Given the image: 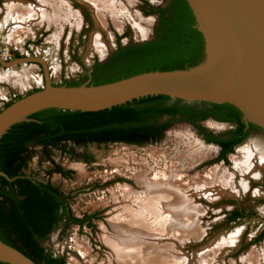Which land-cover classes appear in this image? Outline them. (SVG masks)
Masks as SVG:
<instances>
[{"label": "rangeland", "instance_id": "obj_1", "mask_svg": "<svg viewBox=\"0 0 264 264\" xmlns=\"http://www.w3.org/2000/svg\"><path fill=\"white\" fill-rule=\"evenodd\" d=\"M48 1L0 0V58L6 63L39 58L56 86L78 80L118 45L152 39L157 16L149 7L168 4L103 0L96 8L87 0ZM23 9L45 15L25 17ZM42 86L40 65L0 64V110ZM200 126L214 133L232 127L210 119ZM61 146L65 152L29 146L23 172L68 197L74 217L96 215L91 227L60 223L42 242L65 264H264L263 130L252 131L227 155V163L214 162L218 148L180 121H173L156 142ZM56 166L67 176L53 172ZM160 176L168 180L164 191L180 190L184 196L179 207L157 202ZM208 190L214 193L210 198ZM148 201L158 216L147 212ZM235 208L244 218L229 221ZM116 217L130 220L125 232L111 225ZM108 238L127 251H115L105 242Z\"/></svg>", "mask_w": 264, "mask_h": 264}, {"label": "trees", "instance_id": "obj_2", "mask_svg": "<svg viewBox=\"0 0 264 264\" xmlns=\"http://www.w3.org/2000/svg\"><path fill=\"white\" fill-rule=\"evenodd\" d=\"M149 12L154 13L152 9ZM158 12L160 17L151 40L118 45L107 59L95 62L90 72L66 86H78L87 81L96 86L141 73L184 71L200 65L204 61V41L186 0H169L168 7ZM163 117L169 120L160 122ZM29 119V122L13 125L0 139V172L6 176H0V241L35 264H65L63 258L47 253L42 242L58 224L63 223L65 228L68 225L91 227L96 215L74 217L67 208L68 197L52 185L24 174L29 146H38L46 152L48 149L65 152L61 145L67 143L141 145L159 141L173 121H180L195 127L207 143L220 148L214 162L227 163V155L246 140L248 131L259 129L253 124L245 129L241 113L234 106L204 102L183 104L180 100L170 103L169 98L162 95L98 112L48 109ZM208 119L232 124L233 128L214 135L200 126ZM53 172L67 176L59 166ZM238 217L240 214L235 213L228 220Z\"/></svg>", "mask_w": 264, "mask_h": 264}, {"label": "water", "instance_id": "obj_3", "mask_svg": "<svg viewBox=\"0 0 264 264\" xmlns=\"http://www.w3.org/2000/svg\"><path fill=\"white\" fill-rule=\"evenodd\" d=\"M186 2L204 41V61L188 70L146 72L96 86L88 81L56 86L43 60L18 58L6 63L0 58L3 66L34 62L43 72L41 89L0 110V139L13 125L29 122V116L43 110L98 112L160 95L167 96L170 103L234 106L246 126L253 124L264 131V0ZM0 176L6 177L2 172ZM0 263L35 264L2 241Z\"/></svg>", "mask_w": 264, "mask_h": 264}, {"label": "bare ground", "instance_id": "obj_4", "mask_svg": "<svg viewBox=\"0 0 264 264\" xmlns=\"http://www.w3.org/2000/svg\"><path fill=\"white\" fill-rule=\"evenodd\" d=\"M87 1H92V3H93V5L96 7V8H99L101 5H100V2L101 1H103V0H87ZM41 2H43V3H49V1L48 0H41ZM56 4V3H55ZM87 5V4H86ZM103 6V5H102ZM61 8V7H60ZM102 8V7H101ZM24 10V9H23ZM61 11V10H60ZM62 11H64V10H62ZM18 13V12H17ZM33 13H35L36 14V16L37 17H43L44 15H45V13H43V11H35V12H33V11H29L28 9H25L23 12H22V14H24L23 16H25V17H27L29 14H33ZM61 13V12H60ZM65 13V12H64ZM159 178H161V180H159L158 179V181H155V182H157V183H159V185H157L159 188H160V190H159V192H157L156 194H157V196H158V201L156 200L157 199V197H156V199L155 200H150V201H154V202H158V203H160L163 207L165 206V207H169V206H173V205H175V207L177 206V207H179V205H177V203L179 202H181V201H183V195H182V193L180 192V190H172V192H169L168 193V191H164L165 190V188H167V185H168V180H166L165 179V177L163 176V177H159ZM162 178H164V179H162ZM214 185V184H213ZM212 186V185H211ZM210 186V187H211ZM213 188V187H212ZM212 188H210L211 190H212ZM164 189V190H163ZM211 190L209 191H204V192H206V195H208L209 196V198L211 197V195L212 194H214L213 193V191H212V194L210 193L211 192ZM156 191H157V189H156ZM208 192V193H207ZM182 203H184V202H182ZM181 203V204H182ZM145 207H146V209H147V212L149 211L152 215H153V213H155L154 215L155 216H158V214H157V210H155V206L152 208V206L150 205V202L148 201L147 203H146V205H145ZM163 209H165V208H163ZM177 211H178V209H174V213L176 214L177 213ZM172 213H173V209H172ZM175 218H176V216L174 215L173 216V219L171 218V222H175ZM142 221V220H141ZM128 223L129 224H131V222H130V220H128V218L127 217H124L123 219H121V218H118V217H116V218H114L113 220H112V222H111V225L113 226H116V227H118L117 229H120V230H122L123 232H125L127 229H128V227L126 226V225H128ZM140 228V227H139ZM116 229V228H115ZM134 232H136V231H134ZM137 233V232H136ZM105 242L107 243V244H109L115 251H119V253H121L122 251H124V253L127 251L126 249H122V248H120L119 246H118V240L116 239H110V238H108V239H105ZM144 242V241H143ZM207 250V249H206ZM205 251V250H204ZM86 252L84 251V253H83V255L85 254Z\"/></svg>", "mask_w": 264, "mask_h": 264}, {"label": "flooded vegetation", "instance_id": "obj_5", "mask_svg": "<svg viewBox=\"0 0 264 264\" xmlns=\"http://www.w3.org/2000/svg\"><path fill=\"white\" fill-rule=\"evenodd\" d=\"M168 5H169V0H168V4L165 6V7H159V8H157V9H154V8H152L151 6L149 7V9H152L153 11H154V13H152V15H155V16H157V24H158V21H159V17H160V15H159V12H158V10H160V9H166L167 7H168ZM157 24L155 25V27H154V33H155V28H156V26H157ZM153 37H154V34H153ZM107 59V58H106ZM99 63V62H98ZM95 64V63H94ZM93 64V65H94ZM93 65H92V67H93ZM91 67V68H92ZM242 121V120H241ZM161 122V121H160ZM202 123V122H201ZM226 124V123H225ZM228 124V123H227ZM244 124V123H243ZM231 126H232V124H230ZM245 125V124H244ZM246 126V125H245ZM233 128V126L231 127V129ZM245 129H248L247 128V126H246V128ZM254 130H256V129H253V130H249L248 131V135L252 132V131H254ZM214 135H218V134H220V133H214V132H212ZM199 134V133H198ZM200 135V137H201V139L206 143V144H210V143H207L205 140H204V138H203V136L201 135V134H199ZM213 145V144H212ZM213 146H215V147H217L218 148V156H219V154H220V148L218 147V146H216V145H213ZM217 156V157H218ZM235 213H238V214H240V216L241 217H238V218H236V219H234L233 221H236V220H239V219H242V218H244V213L241 211V210H238V209H234L233 211H231L230 212V214H229V217H231L232 215H234ZM229 217H228V219H229ZM55 258V257H54Z\"/></svg>", "mask_w": 264, "mask_h": 264}]
</instances>
